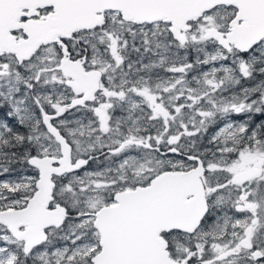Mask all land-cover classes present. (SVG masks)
<instances>
[{
	"label": "snow or ice",
	"instance_id": "1",
	"mask_svg": "<svg viewBox=\"0 0 264 264\" xmlns=\"http://www.w3.org/2000/svg\"><path fill=\"white\" fill-rule=\"evenodd\" d=\"M0 264H264V0H0Z\"/></svg>",
	"mask_w": 264,
	"mask_h": 264
}]
</instances>
